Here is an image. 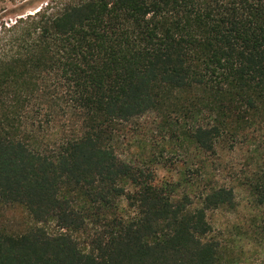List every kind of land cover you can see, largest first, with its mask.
<instances>
[{
	"label": "trees",
	"instance_id": "obj_1",
	"mask_svg": "<svg viewBox=\"0 0 264 264\" xmlns=\"http://www.w3.org/2000/svg\"><path fill=\"white\" fill-rule=\"evenodd\" d=\"M146 116L160 157L186 156L177 179L122 152ZM261 126L264 0H67L0 24V211L29 220L0 225V264H243L208 217L236 192L207 176Z\"/></svg>",
	"mask_w": 264,
	"mask_h": 264
},
{
	"label": "rangeland",
	"instance_id": "obj_2",
	"mask_svg": "<svg viewBox=\"0 0 264 264\" xmlns=\"http://www.w3.org/2000/svg\"><path fill=\"white\" fill-rule=\"evenodd\" d=\"M67 0H0V24L11 23L15 18L36 12L48 3L58 8ZM56 130L37 132L39 140L52 142ZM119 142L122 152L140 162L145 153L156 149L162 164L157 168L160 179H177V171L184 166L185 154L158 153L169 140L154 116H146L122 126ZM197 161V160H195ZM209 169L208 178L212 185L234 188L236 206L234 209H219L208 214L213 227L212 236L221 242L243 241V264H264V207H257L260 187L264 183V126L249 133L248 139L237 143H223ZM264 185V184H263ZM202 189V188H201ZM28 217L20 208L0 211V225L17 231L28 224ZM54 230V228H52Z\"/></svg>",
	"mask_w": 264,
	"mask_h": 264
}]
</instances>
